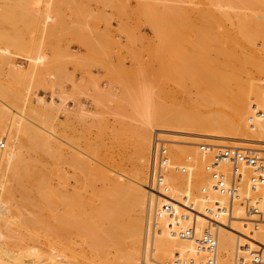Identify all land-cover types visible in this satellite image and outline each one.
<instances>
[{"label":"rangeland","instance_id":"obj_1","mask_svg":"<svg viewBox=\"0 0 264 264\" xmlns=\"http://www.w3.org/2000/svg\"><path fill=\"white\" fill-rule=\"evenodd\" d=\"M227 1L228 0H0V139L4 141V143H2L4 144V147L0 144V148H3L1 150L7 149L9 145L17 148L20 142L24 141L26 142L24 150H27V154L33 155V152L36 151L34 149L38 147V152H36L41 156H44L45 161L47 160L46 168L51 170V172L53 171L52 173L50 172V175H52L49 179V185L53 189H61L64 191L63 189L65 188L59 187H66L60 186L61 183L63 185L66 182V178L62 179V177L57 175L58 173L56 172V169L59 166H62V169L64 168L62 171H65V175L68 178V183L64 184L68 185V189L66 188L65 191H74L73 188L77 184V188L75 187L76 190L81 188L79 185L81 182L79 181L76 184L75 178L78 174L83 178L84 175H82V173L84 171L75 168L69 161V158L72 157L70 153L74 152V156H76L75 154L77 153V157L80 160L86 161V163L89 162L94 167H101L106 175L108 174L109 180H100L97 183V186H101L102 184V186L106 185L107 187L119 185L123 188H127L135 187L136 185V188L142 187L143 190H146V210L143 212L142 210H134L133 212L134 214L137 213V215L140 214L142 216L143 225L147 223L143 226V229L145 230L144 232L148 231L149 227L151 230L150 246L148 247L149 251L147 250V247L145 248L148 232L147 234L144 233L145 239L143 238V246H145L143 247L144 249L140 258V263L141 260L144 262L142 264H171V262L174 264L173 259L175 258H173V254L171 253V256L168 254V258L163 259L164 262L162 260L158 261V259L156 261L157 263L153 262L156 259H153L152 254V247L154 246L152 245L154 243L152 241L154 239L152 232L155 233V229L160 230V225L156 227V197H154V204L152 200L151 205V196L149 195L151 189L149 186L151 178V161L155 149L154 146L158 141L162 142L167 147L169 158H171V151L176 148L185 150L187 154L193 153L194 150L198 151L201 155L203 154L201 157L204 160L201 157L200 159L198 158L200 155H196L197 157L194 156V158H197L196 162L198 160V163L195 162L193 168L199 169H196L197 171L192 168L191 171L188 169L187 173H182L181 167H187L192 164L186 156H182L180 160L174 161L175 163L172 168L168 169V171L174 176L183 174L182 176L184 179L181 178V176L180 178L183 180L179 179L182 181L181 185L185 186L186 183V185L192 187L197 194L198 192H200L199 194L202 193L201 196L206 192L203 189L205 184L203 183L204 179L202 178L210 175V170L206 166H209L213 160L212 153L200 150L199 146L201 143H207L213 146H221L226 143V146H234L237 145L234 144L236 141H242L243 143L247 142V144H244L243 146L245 148H250L247 146L248 144L252 146L251 148L256 146L255 148L257 149L261 144L264 146V142L247 140L248 138H254L258 135H262L260 136V139L264 138V133L261 134L262 132H260V129V131H256L258 125L252 126L251 129V124L249 122L250 126L248 127L250 128V131L253 129L255 130L251 133H256V135L252 136L247 127L245 129L248 133L244 136L243 133H246V131H244V126L240 125L241 122L236 123L237 121H240L239 118L243 113L245 117L247 115L248 119L250 114H253V110L256 106H263L257 105L259 103L254 99L256 97H254V92L256 91H252L251 89L254 90V87L255 90L259 87L264 88V73L261 70L259 71L255 66H251V63H248L247 65V60H243V63L244 61L246 62L242 65L237 61L238 59L233 60V58H231L233 57L231 54L235 56V53H239V55L241 54L238 58L242 57L245 59L252 57V54H254L253 56H255V59L260 58V60L264 61V38L258 36V39L256 38L255 41H248L244 40L245 38L240 37L241 39L238 38L240 39L239 42L234 39L232 45L234 44L236 48L233 46L229 47L231 46V43L227 46L229 50L231 49L230 51H232L230 54L231 57L229 58V56H226L228 52H221V57L219 56L221 60L219 61V58L215 60L216 52L218 51L216 46H219L218 44L220 43H218V41L221 39L218 37L219 40L217 41V38L215 40L217 42H215V36H213L214 38H211V36L209 38L212 42L209 41V44L211 42L210 46L212 48H210V46L207 47L209 52L207 49H202L200 47L199 48L203 51L199 50L200 52H196L198 51L197 47V50L196 48L194 49L196 50L195 52L192 51L193 49L190 51L192 55L188 53L189 55L186 56L187 54L183 53L184 55H182L185 58H182L181 54H178L177 57H175L176 55L172 56L179 58L180 55V57L187 63V60H191V63L193 61V66H187L189 64L186 65V63H182V66L184 64L186 65H184L186 70L181 68L182 66H179L182 62L180 61V64L177 65L181 68L179 69L180 71L177 70L178 67L176 70L175 66L172 67L174 64H171L169 61L170 59H168L170 52L167 48L162 47L164 44H161V39H163V41L165 39V36H163L165 28L167 30L171 21L174 20V13H176L173 11L174 9H177V11L178 9L179 11H183L184 14L186 13L185 16L190 13V17L187 16L188 18H191L190 22L189 19H187L190 24L191 22H194L198 27V25L202 23L203 25L207 24V22H204H209L210 20L208 19L210 18L212 21H216L217 25L214 22L211 23V21L209 23L212 25L215 24L214 27L216 26V28L219 26L220 29H218V31L222 30L224 32L227 30L237 31L236 24H238L240 18L250 21L256 20L264 23V3H262L261 6L260 4H257L254 8V5L246 6V3L239 0L238 2L237 0H231L232 2ZM236 2L238 6L236 5ZM169 7H171V9ZM190 7H192V9ZM247 15H249V17ZM164 24L165 27H162ZM193 25L194 24H192V26ZM203 25H201V27ZM196 26H193L194 30L192 29L189 32L190 36H188V38L190 41L193 40L192 43L190 42L191 44H193V42L197 44L196 39L198 37H196L197 33L195 32V29H197L195 28ZM162 36L164 38H162ZM225 37H228V35ZM235 41L237 44H235ZM213 42L218 44L215 45ZM227 43L228 42H226V44ZM248 43H251V46ZM186 45L187 42L185 43V46ZM188 46L191 47L190 45ZM160 47L161 50L163 49L162 51H160ZM232 48L237 50L234 51ZM202 52H204V54ZM219 53L220 51L217 52V57ZM244 54L246 56H244ZM247 55L251 56L248 57ZM191 57H193V59ZM200 57L204 59V61ZM222 57L229 60V62L225 59L222 61ZM164 60L166 62H164ZM222 82L225 83L223 84ZM216 85L219 86V90H217L218 87ZM210 88L212 89V92ZM217 92H219V94ZM215 93L217 97L215 96ZM39 96L42 97L43 100L39 99ZM226 96L229 97V100L231 99L230 102ZM234 96H240V98H238L241 100L240 104L236 105L239 100L237 101V97L234 98ZM213 97H215V99L217 98V100ZM245 97H248V99L246 100ZM250 99L251 102L249 103V108V104L245 101ZM232 101H234V103ZM172 105L175 108L179 107V109L182 107L183 110L187 112L184 113L181 111L182 109L180 110V113H183L182 115H188L187 122H185L189 126H184L185 123H183V126L180 125L181 127H178L177 125L179 124L174 126L171 122L170 123L173 125L170 126H167L168 123L166 124L165 122H161L163 125L157 124L158 122H154L156 124L151 123V127L149 126L150 124L148 125L146 117L150 118L154 111L157 112L156 109L159 108L158 106L170 107L169 109L177 112ZM232 106L235 109L237 108V110L234 109L233 111L231 109ZM154 108L155 110L153 111ZM156 112H154V114H156ZM237 112H241V114L238 113L236 115ZM190 113V117L193 114L194 116L197 114L196 119L197 117L201 118L199 120H210V117L214 118V116H217L218 119L215 117L214 120H216L218 125L219 118L223 119L226 117L225 119H227V117L229 118L228 115H230V118H232L227 120L230 124L223 122L225 119L223 121L220 119L223 124L221 122L219 125L220 127H224L223 129L228 134L226 133L227 135H225V131H221L222 128L219 130L223 135L215 134L216 129L218 128L215 127V125H217L216 122H211L213 121L212 119L211 121H208L209 123L206 122V120L204 122L202 121L203 123L193 120L194 122H199L197 123L199 125L194 124V122L193 124L188 122L190 121ZM13 116H17L25 124L30 126L29 128L27 126V129L29 132H33L34 135H31V133L25 130L26 128L23 129V131H17L13 127L11 129L10 122ZM207 117H209V119ZM231 120L236 121H232L231 124ZM241 120H243V117ZM261 121L262 124L260 123L259 127L264 131V121ZM233 122L238 124L236 126L239 127V130L238 128L234 129L236 126ZM258 122H260V120ZM164 123L166 126H164ZM206 123L210 125V128ZM247 123L248 122L246 121V124ZM201 124L205 125L202 126ZM254 124L252 123V125ZM229 125H232L234 131H240L242 136H240L238 131L236 132L238 135H236V133L234 134L233 131V135L229 136L231 134L230 131L232 130V127ZM143 126L145 127V130H143L144 128H141ZM206 126H208V128ZM225 126H227V129L229 126L231 130L229 131L228 129V132L227 129H225ZM211 127H215L216 129L214 130V128ZM13 129L14 131L16 130L15 133L12 131ZM30 129L32 131H30ZM208 129L211 131L209 130L206 133ZM37 130L44 133L45 136L42 135L43 138L42 136H37ZM21 132H23V134H21ZM248 134L252 137H247L246 139ZM30 135L35 137L33 141L38 144L35 145L29 142L28 138H30ZM243 136L244 140L246 139L245 141L242 139ZM234 137H240L241 139L238 140V138ZM150 140L152 141L153 146L151 147L152 149L149 157H147L146 155L148 154L145 150L147 144L144 146V143L150 142ZM220 140L225 142L221 143ZM27 143H30V145ZM254 143H258L259 146L252 145ZM90 144L92 145L89 146ZM31 145H35L34 148L31 147ZM170 145L172 148H170ZM58 146H60V149ZM261 147L262 146H260L259 149L264 148ZM58 149L60 151L63 150L61 151L62 153ZM191 149H193V151ZM40 152H42V154ZM78 155H80V157ZM201 159L202 161H200ZM171 162H173V160H171ZM4 163L0 165V197L4 200H9L8 205H11L10 207L13 212L16 211V213H18V211H22L21 213L24 218L33 219L35 216L37 218L43 214L47 217L48 221L52 217L55 221L51 218L49 222L55 224L56 219L53 217V214L48 213L45 210L42 213L43 210L40 211L41 209L34 204L28 205L27 207L22 206L24 209L23 211L21 206H19L22 201L21 195L15 190V184L12 185L13 181H11L12 179L9 177V173L11 174V171L9 170L10 168H7ZM59 169L61 170V168H58L57 171ZM80 169L82 168L80 167ZM62 173L59 175L64 176ZM199 173L205 176L201 177ZM188 174H190V178ZM197 174L200 179L197 178ZM76 179L80 178L78 177ZM206 179L207 177L205 180ZM99 183H101V185ZM5 186H8V188H5ZM147 188L149 191H147ZM4 189L8 192H11L12 190L15 191L14 193L11 192V195L7 191H4ZM8 189H11V191ZM89 192L90 189L88 188L85 189V191H82L83 194L86 193V196H91ZM207 192L209 193V189H207ZM254 193L250 192L243 196L254 198L258 195L257 193L254 195ZM93 197V201L95 200L93 203L96 202L94 205H99L101 199L98 201L95 196ZM242 199H239L238 202H242ZM150 206L154 207L149 213ZM176 212L182 214V211L180 212L179 210H176ZM33 213L36 215L34 216ZM29 215L30 217H28ZM18 220L19 219L16 218L12 219V228L11 224H9L8 227L2 223L1 228L4 232V238H1L2 242L9 237L5 241L8 240L7 242H10L11 240L12 242L10 243L13 244V238L15 237L14 239L16 243L20 244V242H22L21 244H23L24 241V244L28 247L31 248L35 246L34 248H38V250L41 248L40 252H45V254L47 251H49L47 253L51 254V249L52 253L56 252L57 246L55 248L54 243L50 242L53 236L51 237L52 234L50 235L49 232L47 233L45 228H38L37 231L35 230L36 235L33 236L31 231L33 232L34 230L25 227L26 230L21 228L22 226L19 227ZM215 228L214 225L212 230L216 234ZM93 230L95 231L97 229L93 228ZM263 230V227L259 226L255 232H263ZM17 231L21 233L17 235ZM26 231L28 232L26 233ZM205 231L206 230L202 229L201 234ZM96 232L97 231H95V233L93 232L92 236L99 235L100 231L97 234ZM101 232H104L103 229H101ZM14 234H16L17 237L21 236V239H23L25 235L24 238L26 239L20 241V238H17ZM234 234L236 240L237 233ZM30 235L35 238L33 239L34 242L30 241V239L33 238ZM263 235L264 234H262L258 240H260ZM160 237H162V234H160ZM95 238L97 237L90 238L91 241L89 240L90 245L92 243V248L88 243L85 244L86 242H83L82 238L81 240L74 235V241H76L74 246L69 243L68 245L73 246L75 250H81L80 253L84 251L83 253L86 254L87 257L90 255L88 258L89 260L86 259L87 257L85 255H81V260V256H76L79 257V259L76 258L77 262L80 261L81 263L83 262V264H114L118 257L122 255V252L123 254H131L133 258H135L134 255L136 254V258L138 259V253L141 248L140 230L133 233H126L123 240L117 244L110 238L103 242H101L103 239L95 241ZM227 238L225 241L228 240L229 244L226 242L225 247L227 248L225 250L222 249V253L220 252V260H223L222 262H225L226 264L231 262L234 264L236 252L234 251L235 253L232 258V241L230 242V238ZM92 239L94 242H92ZM18 240L20 242H18ZM38 241L40 242L38 243ZM102 243H106V245H104L105 247L103 246L104 248H102L105 251L100 250L98 247L97 250L94 248L96 244V246H98L103 245ZM161 243L162 242L158 240L157 244ZM171 247L173 248L174 246ZM13 248L15 251L19 250L18 246H13ZM68 250L70 249L68 248ZM174 250V256L180 254L179 249L177 253L176 247H174ZM94 252H97V254ZM100 254L104 256L102 257ZM239 256H244V254H240ZM83 258H85V260ZM187 258L189 257L187 256Z\"/></svg>","mask_w":264,"mask_h":264},{"label":"bare ground","instance_id":"obj_2","mask_svg":"<svg viewBox=\"0 0 264 264\" xmlns=\"http://www.w3.org/2000/svg\"><path fill=\"white\" fill-rule=\"evenodd\" d=\"M220 1V0H219ZM226 1V0H225ZM231 0H228L227 2H230ZM239 1H241V2H243V3H246V6L248 5V6H253L254 5V8H255V5H257V4H260V6H261V4L262 3H264V0H239ZM232 2V1H231ZM237 2H238V0H237ZM237 2H236V5L238 6V4H237ZM223 4V3H222ZM233 4L235 5V3L233 2ZM182 5V4H181ZM245 5V4H244ZM203 6V5H202ZM241 6V5H240ZM170 9H171V7H169ZM191 9H192V7H190ZM209 8V7H208ZM186 9V8H185ZM194 9V8H193ZM241 10H243V9H241ZM253 10V9H252ZM174 12H176V13H174V15H175V17H174V20H172L171 21V19L169 18V20L171 21V24H170V26H168V29L166 30V28H165V31H164V33H163V36H165V39H164V41H163V39H161L162 41V43L161 44H164V45H162V47H164V48H167V50L170 52V55L171 54H173V55H169V57H168V59H170L169 61L171 62V64H174L172 67H174L175 66V70L177 69V67H178V69L177 70H179V69H181V68H184V65L182 66V63H186V65L187 64H189V65H187V66H193L192 64H193V61H192V63L189 61V60H187L188 61V63L186 62V61H184V59H182L184 56V54L183 53H186L187 55L186 56H188L189 54H191V50L192 51H196L197 50V47H198V51H196V52H200L202 49H207V47L208 46H210L211 45V39L209 38V37H211V38H214L213 36H215V38H214V41L219 37L221 40V42L220 41H218L219 40V38L217 39V41H218V43H220V44H218V43H216L215 44V42H217V41H215V42H213L215 45H219V46H216L217 47V52H219L220 51V53L218 54V57H217V52H216V58H215V60L216 59H218L219 58V56L221 55V52H224V53H229V55H228V53H227V55L226 56H229V58L231 57V55L233 56V57H231V58H233V60H237L240 64H242V65H244V63L246 62V61H244V63H243V60H247V65H248V63H251L250 65L251 66H255L257 69H259V71L261 70V71H263V73H264V61H262V60H260V58H258V59H255V56H253L254 54H252V57H249V56H251V55H247L249 58L248 59H245V58H238V57H240V55H239V53L238 54H236L235 53V56L233 55V54H231V52L232 51H230L229 50V48L227 47L230 43H231V46H229V47H235L234 46V44L232 45V42H234L233 40L235 39L236 41H240V37H242V38H245L244 40H248V41H255V39L257 38L258 39V36H260V38L262 37V38H264V23L263 22H258V21H250V20H247V19H244V18H240L239 19V22H238V24H236V29H237V31L236 30H234V31H229V30H227V31H222V30H219L218 31V29H220L219 28V26L216 28V26L214 27V25L216 24L217 25V22L215 21H212L210 18L208 19V20H210L211 21V23H215V24H211V23H209L208 21H205L204 23H206L207 22V24H204L203 25V23L202 24H200V25H198V27L196 26V24L194 23V22H191V24L189 23L190 22V19L191 18H188L187 16H189L190 17V13L189 14H187L186 16H185V14H184V12L183 11H179V9H178V11H177V9H174L173 10ZM185 11V10H184ZM198 11V10H197ZM220 11V10H219ZM249 11V10H248ZM254 11V10H253ZM221 12V11H220ZM242 12H244V11H242ZM241 12V13H242ZM171 13V12H170ZM200 13V12H199ZM209 13V12H208ZM222 13H223V11H222ZM226 13V12H225ZM228 13V12H227ZM235 13V12H234ZM205 14V13H204ZM253 14V13H252ZM237 15H238V13H237ZM240 15V14H239ZM245 15V14H244ZM209 16V15H208ZM242 16V15H241ZM248 17H249V15H247ZM253 16V15H252ZM206 17V16H205ZM204 17V18H205ZM211 17H212V15H211ZM173 18V17H172ZM256 18V17H255ZM187 19H189V22L187 21ZM202 19V18H201ZM206 19V20H207ZM215 19V18H214ZM216 20V19H215ZM191 21H193V20H191ZM219 21V20H218ZM162 23V22H161ZM165 23V22H164ZM168 23H170V22H168ZM168 23H166V24H168ZM221 23H223V22H221ZM220 23V24H221ZM160 24V23H159ZM192 24H194L193 26H196L195 28H197V29H195V32L197 33H194V34H196V37H198L197 39H196V41H197V44L195 43V42H193V44H191L192 43V41H190V39L188 38V36H190L189 35V32L193 29L194 30V27L192 26ZM201 25H203L202 27H201ZM200 26V27H199ZM162 27H165V24H164V26H162ZM167 27V26H166ZM216 28V29H215ZM233 29V28H232ZM222 31V32H221ZM160 34V33H159ZM162 34V33H161ZM226 35H228V37H225ZM162 36V38H164ZM224 37V38H223ZM229 38H231V39H229ZM233 38V39H232ZM238 38H240V39H238ZM210 39V40H209ZM229 39V40H228ZM223 40V41H222ZM228 40V41H227ZM231 40V41H230ZM209 41H211L210 42V44H209ZM228 42L227 44H226V42ZM230 41V42H229ZM235 41V42H236ZM164 42V43H163ZM187 42V45L185 46V43ZM191 42V43H190ZM196 45H195V44ZM212 43V44H213ZM235 44H237V42L235 43ZM250 46H251V43H248ZM254 44V43H253ZM188 45H190L191 47H189ZM238 46H239V44H238ZM158 47V46H157ZM202 48V49H200V48ZM218 47H219V49H218ZM256 47V46H255ZM263 47V46H262ZM196 48V50H194ZM210 48H212L211 46H210ZM236 48V47H235ZM235 48H232V50H234V51H236L235 50ZM242 48V47H241ZM252 48V47H251ZM250 49V48H249ZM163 50V49H162ZM161 50V47H160V51H162ZM200 50V51H199ZM208 50V49H207ZM206 50V51H207ZM246 50V49H245ZM259 50V49H258ZM203 51V50H202ZM239 51H240V49H239ZM208 52H209V50H208ZM253 52V51H252ZM258 52V51H257ZM189 53V54H188ZM203 54H204V52H202ZM201 53V54H202ZM259 53V52H258ZM178 54H181V57H180V55H179V58H175V57H177L178 56ZM183 54V55H182ZM200 54V55H201ZM231 54V55H230ZM174 55H176L175 57H172V56H174ZM192 55V54H191ZM194 55V54H193ZM196 55V54H195ZM209 55H211V54H209ZM238 55V56H237ZM243 55V54H242ZM256 55H258V54H256ZM197 56V55H196ZM244 56H246L245 54H244ZM172 57V58H171ZM207 57V56H206ZM221 57V56H220ZM235 57V58H234ZM167 58V57H166ZM185 58V57H184ZM192 59H193V57H191ZM201 58V57H200ZM200 58H199V60H200ZM205 58V57H204ZM209 58V57H208ZM188 59H189V57H188ZM202 59V58H201ZM222 61H224V59L225 58H223L222 57ZM163 60V59H162ZM203 61H204V59H202ZM207 60V59H206ZM210 60V59H209ZM219 61L221 60L220 58L218 59ZM217 60V61H218ZM226 60V59H225ZM242 62H241V61ZM251 60V61H250ZM180 61H182L181 62V64L179 63ZM221 61V62H222ZM227 62H229V60H226ZM249 61V62H248ZM164 62H166L165 60H164ZM194 62H195V60H194ZM168 63V62H167ZM178 64H180L179 66L181 67H179V66H177ZM185 65V66H186ZM169 66H170V64H169ZM168 68V67H167ZM174 69V68H173ZM185 69V68H184ZM145 70V69H144ZM174 70V71H175ZM186 70V69H185ZM180 71V70H179ZM178 71V72H179ZM183 71V70H182ZM176 72V71H175ZM174 74H176V73H174ZM166 75H167V73H166ZM170 75V74H169ZM168 75V76H169ZM177 75V74H176ZM171 76V75H170ZM173 77V76H172ZM138 83V82H137ZM223 84L225 83V82H222ZM252 84H253V81H252ZM255 84V83H254ZM215 85V84H214ZM217 86V85H216ZM251 86H253V85H251ZM255 86V85H254ZM256 86H260V85H256ZM218 87V89L217 90H219V86H217ZM212 88V87H211ZM210 88V89H211ZM257 88V87H256ZM138 89H139V87H138ZM216 89V88H215ZM262 89V90H261ZM214 90V89H213ZM252 91H256V92H254L255 94H254V99H256V101L259 103V104H257V105H263L264 104V88L262 87H259L258 89H256L255 90V87H254V90L253 89H251ZM139 91V90H138ZM208 92V91H207ZM211 92H212V89H211ZM215 92H216V90H215ZM205 93V92H204ZM218 94H219V92H217ZM127 94V93H126ZM203 95V94H202ZM214 95V94H213ZM215 96H216V93H215ZM40 97V96H39ZM208 97V96H207ZM217 97V96H216ZM223 97V96H222ZM228 96H226V98H227ZM237 97V96H236ZM235 96H234V98H236ZM243 97V96H242ZM214 99H215V97H213ZM238 98H240V96L239 97H237L236 99H237V101L239 100ZM244 98V97H243ZM242 98V99H243ZM246 98V97H245ZM39 99H42L43 100V98L42 97H40ZM225 99V98H224ZM248 99V97L246 98V100ZM130 100V99H129ZM132 100V99H131ZM215 100H217V98L215 99ZM221 100V99H220ZM228 100H229V97H228ZM263 100V101H262ZM223 101V100H222ZM231 101V99L229 100V102ZM235 101V100H234ZM234 101H232L233 103H234ZM240 101L241 100H239L238 102H237V104L236 105H238V104H240ZM242 101H244V100H242ZM249 101V102H248ZM248 101H245V102H247L248 104L251 102V99L250 100H248ZM162 102V101H161ZM225 102V101H224ZM228 102V103H229ZM211 103H213V102H211ZM227 103V102H226ZM155 104V103H154ZM158 104V103H157ZM161 104V103H160ZM230 104V103H229ZM241 104H242V102H241ZM244 104H246V103H244ZM135 106V105H134ZM173 106V105H172ZM199 106V105H198ZM240 106V105H239ZM242 106V105H241ZM250 106V104L248 105V107ZM137 107V106H136ZM156 107V106H155ZM159 107V108H158ZM158 107H156V108H158V109H156L157 110V112L156 111H154L155 110V108L153 109V111L154 112H156V114H154V112H153V115L150 117V118H147L146 117V119L148 120V125L151 127V123L152 124H156L157 122V124H161V122L163 123V122H165L166 124L168 123V125L167 126H170V125H173L174 124V126L175 125H177V124H179V125H177L178 127H181V126H183L184 124L183 123H185V125L184 126H189L188 124H186V122H187V116L188 115H186V116H184V115H182L180 112L181 111H183L184 113L186 112V111H184L183 110V108L181 107V109H179V107H177V108H175L174 106V108H175V110L177 111V112H175L174 110H171V109H169L170 107H164V106H158ZM212 107V106H211ZM214 107V106H213ZM223 107V106H222ZM172 108V107H171ZM173 108V109H174ZM210 108V107H209ZM215 108V107H214ZM225 108V107H224ZM250 108V107H249ZM187 109V108H186ZM227 109V108H226ZM233 111H234V109L235 108H233V106H232V108H231ZM136 110V109H135ZM149 110V109H148ZM181 110V111H180ZM220 110V109H219ZM235 110H237V108L235 109ZM3 111V110H2ZM151 111V110H150ZM214 111V110H213ZM232 111V112H233ZM239 111V110H238ZM243 111V110H242ZM241 111V112H242ZM132 112V111H131ZM230 112V111H229ZM241 112H237L236 113V115L239 113V114H241ZM253 112H254V110H253ZM5 113V112H4ZM147 113V112H146ZM187 113V112H186ZM243 113V112H242ZM250 113V112H249ZM149 114V113H148ZM147 114V115H148ZM223 114V113H222ZM229 114H231V113H229ZM246 114V113H245ZM150 115V114H149ZM190 115H191V113L189 114V117H190ZM214 115V114H213ZM138 116V115H137ZM196 116H197V114H195V116H194V114L190 117V121H188V122H190V123H192L193 124V120H197V121H199L200 123H203L205 120H206V122H208V121H211V119L213 120V121H211V122H216V120H214L215 119V117H216V119H218V117L217 116H214V118L213 117H210V120H207V119H202V120H199V119H201V118H198L197 117V119H196ZM208 116V115H207ZM210 116H212V115H210ZM225 116V115H224ZM229 116V118H230V115H228ZM240 116V115H239ZM250 116H251V114H250ZM250 116L248 117V119H247V115H246V117L244 116V113L240 116V121H237L236 123H238V122H241L240 123V125H243L244 126V131H246V129L245 128H247L248 126H250V124H251V129H252V126H257V130L256 131H260V132H262L261 134H263L264 133V131L262 130V128H260L259 127V124L262 122L261 120H260V122H258V121H256V122H254L253 124L254 125H252V123L249 121V118H250ZM133 117V116H132ZM194 117V118H193ZM243 117V120H241V118ZM137 118V117H136ZM191 118H193V119H191ZM208 119H209V117H207ZM226 117H224L223 119H221V118H219V125H220V123L225 119ZM229 118L227 117V119H225L223 122H225V123H228L227 122V120H229ZM232 118V117H231ZM230 118V119H231ZM237 118V117H236ZM4 119V118H3ZM220 119L222 120V121H220ZM140 120V119H139ZM189 120V119H188ZM192 120V121H191ZM245 120V121H244ZM121 121V120H120ZM167 121V122H166ZM186 121V122H185ZM194 122V124H197V123H199V122ZM203 121V122H202ZM232 121H236V120H231V124H232ZM243 121V122H242ZM246 121L248 122L247 124H246ZM154 122H156V123H154ZM160 122V123H159ZM173 123V124H171V123ZM223 122H222V124H223ZM244 122H245V124H244ZM249 122H250V124H249ZM5 123H6V120H5ZM146 123V124H147ZM165 123H164V126H166L165 125ZM189 123V124H190ZM209 123V122H208ZM217 123V122H216ZM235 122H233V124L236 126V125H238V124H236ZM243 123V124H242ZM256 123H258V124H256ZM183 124V125H182ZM191 124V125H192ZM207 124V123H206ZM221 124V125H222ZM228 124H230V123H228ZM249 124V125H248ZM262 124V123H261ZM10 125H11V129H12V127L14 128V129H16L17 131H20V130H22L23 131V129H25V130H27L28 132H29V130L27 129V124H25L20 118H18L17 116H13L12 118H11V122H10ZM161 125H163V124H161ZM181 125V126H180ZM197 125H199V124H197ZM202 125V124H201ZM205 125V124H204ZM204 125H202V126H204ZM208 125V124H207ZM213 125V124H212ZM217 125H218V123H217ZM217 125H215V127L216 128H218V129H216L215 127H211V128H214V130L216 129V132H215V134H222L223 135V133H221L220 132V130H221V128H222V132H224L225 130L223 129L224 127H220L219 125L217 126ZM247 125V126H246ZM209 126V128H210V125H208ZM208 126H206L207 128H208ZM214 126V125H213ZM229 126H231L232 127V125H229ZM229 126H228V129H229V131L231 132V134L229 135V136H231V135H233L232 134V132L234 131L233 130V127L230 129L229 128ZM242 126V127H243ZM263 126H264V123H263ZM10 127V126H9ZM30 126H28V128H29ZM154 127V126H153ZM156 127V126H155ZM220 127V128H219ZM227 126H225V129H227L226 128ZM241 127V126H240ZM259 127V128H258ZM35 128V127H34ZM131 128V127H130ZM143 130H145V127L143 126V127H141ZM147 128V127H146ZM170 128V127H169ZM238 128V130H239V127L238 126H236V128H234V129H237ZM10 129V128H9ZM10 129V130H11ZM14 129L12 130L14 133H15V131H14ZM220 129V130H219ZM228 129H227V131H228ZM248 129H249V132H250V134H252L253 133V131H255L254 129L252 130V131H250V128L248 127ZM256 129V128H255ZM260 129V130H259ZM141 130V129H140ZM210 129H208L207 131H206V133L209 131ZM237 130V131H238ZM30 131H32L31 129H30ZM36 131V130H35ZM142 131V130H141ZM211 131V130H210ZM228 131V132H229ZM236 130L233 132L234 134L237 132ZM26 132V131H25ZM28 132H26V133H28ZM220 132V133H219ZM239 132V134L241 133L240 131H238ZM252 132V133H251ZM17 133V132H16ZM29 133H31V132H29ZM37 133L38 134H36L37 136H39V137H41L42 135L43 136H45L44 135V133H41L40 131H38L37 130ZM140 133V132H139ZM143 133V132H142ZM212 133V132H211ZM227 132L225 131V135H227L226 134ZM248 133V131H246V133H243L244 134V136H245V134H247ZM21 134H23V132H21ZM259 134V133H258ZM25 135V134H24ZM31 135H34L33 134V132L31 133ZM30 135V138H28L29 139V142L31 143V144H38V143H36V142H34L33 141V139L35 138L34 136H31ZM219 135V136H220ZM236 135H238L237 133H236ZM255 136L256 135V133L255 134H252V136ZM43 136H42V138H43ZM240 136H242L241 134H240ZM244 136L242 137V139H243V141H245L246 139H247V137H252L251 135H249L248 134V136H246V139L244 140ZM259 136V137H258ZM257 137L255 136L254 138H248L247 140H252V141H261V142H264V138L263 139H260V136H262V135H258ZM26 138V137H25ZM48 138V137H47ZM234 138H238V137H234ZM259 138V139H258ZM153 139V138H152ZM190 139H191V137H190ZM198 139V138H197ZM200 139V138H199ZM239 139H241L240 137L238 138V140ZM21 140V139H20ZM27 140V139H26ZM50 140V139H49ZM147 140V139H146ZM162 140V139H161ZM205 140H207V139H205ZM12 141V140H11ZM22 141V140H21ZM44 141V140H43ZM42 141V142H43ZM51 141V140H50ZM213 141V140H212ZM221 141V143H224L223 142V140H220ZM13 142V141H12ZM24 141H22V142H20V144H19V146L16 148H14L13 146H11V145H9V147L7 148V149H5V150H1V149H3V148H0V165H2L4 162V164H6L5 166L7 167V168H10L9 170L11 171V174L9 173V177L12 179L11 181H13V184L12 185H14V188H15V190H17L19 193H20V195H21V198H22V201H21V205L19 204V206H21V208H22V206L23 207H27L28 205H31V204H34L35 206H37V207H39L41 210L40 211H42V213L44 212V210L45 211H47L48 213H51V214H53V217L56 219V222H55V224L53 223V224H51L49 221H50V219L52 218H50L49 219V221L47 220V217L45 216V215H43V214H41L39 217H37L36 218V214L34 215V213H33V215L35 216V218H33V219H28V218H24L23 217V214L21 213V212H19L18 211V213H16V211L15 212H13L12 211V208L10 207L11 205H8V201L7 200H4L2 197H0V264H79V263H81L80 261H76L77 259L76 258H78L79 259V257L82 255V256H86V254H84L83 252L82 253H80V251L81 250H79V249H77V250H75V248L73 247L74 246V244H75V242L76 241H74L75 239H74V235L77 237V238H82L83 239V242H86L85 244H89L90 245V242H89V240L91 241V239L90 238H94V237H97V238H95L94 240L95 241H100V240H102L101 242H103L104 240L105 241H107L106 239H108V238H110L111 240H113V241H115L116 242V244L118 243V242H121L122 240H123V238H124V235L126 234V233H133V232H137L138 230H140L141 231V238H140V246H141V248H140V252L138 253V259L136 258V254L134 255L135 256V258H133V256L131 255V254H123V252H122V255L120 256V257H118V259H117V261L114 263V264H142V263H144V262H142V260H141V263H140V258H141V254H142V251H143V247L145 246H143V243H144V240H143V238L145 237L144 236V233H146L147 234V232H148V234H147V244H146V246H145V248L147 247V250H148V247L150 246V227L148 228V231H146V232H144L145 230L143 229V226H145V225H143V219H142V216L139 214V215H137V213L136 214H134L133 212H134V210H142V212L144 211V210H146L145 209V207H146V196H147V192H146V190H143L142 189V187L141 188H136V185H135V187H127V188H123V187H121V186H119V185H113V186H110V187H107L106 185H104V186H102L101 185V183H99L101 186H97V183L101 180H103V181H106L109 177H108V174L106 175V173L104 172V170H102V168L101 167H94L93 165H91L89 162H87L86 163V161H82V160H80L78 157H77V153L75 154L76 156H74V152H72V153H70L71 155H72V157L71 158H69L70 160V164L72 165V166H74L75 168H79V170L81 171V170H83L84 172L82 173V175H84L83 176V178H81L80 177V175L78 174V176L76 177V178H80V179H76L75 178V182H76V184L80 181L81 183H79V185L81 186V188L80 189H77L76 190V186L78 185H76L73 189H74V191H65V189L67 188V186L68 185H64L65 183L67 184L68 183V181H67V176L65 175V171H62V170H64V168L62 169V166H59V167H57V169L58 168H61V170L58 172L57 171V169H56V172L58 173L57 175L58 176H60V177H62V179H65L66 180V182L62 185V183H61V185L60 186H66V187H59V188H65V189H63L64 191H62L61 189H53L49 184V179H50V176L52 175H50V172H51V170H48L47 168H46V162H47V160L45 161V158H44V156H41L39 153H37L38 151H37V149H38V147L36 148V149H34V150H36V151H32L33 152V155L31 154H27L26 153V151L24 150V148H25V144H26V142H24ZM40 142V141H39ZM209 142V141H208ZM214 142V141H213ZM216 142V141H215ZM234 142H235V140H234ZM2 143H4V141L2 140V139H0V144H2ZM8 143V142H7ZM30 143H27V144H29L30 145ZM47 143V142H46ZM251 143H253V142H251ZM9 144H11V143H9ZM16 144V143H15ZM147 144V145H146ZM234 144H237V145H234V146H239V147H243L244 146V144L246 145L247 144V142H245V143H243L242 141H236V143H234ZM240 144V145H239ZM34 145V146H35ZM42 145V144H41ZM54 145H55V143H54ZM92 144H90L89 146H91ZM146 145V146H145ZM174 145H176V144H174ZM218 145V144H217ZM222 145H224V144H222ZM227 144L225 143V146H226ZM242 145V146H241ZM252 145H257V147L259 146L258 145V143L257 144H252ZM6 146V145H5ZM15 146V145H14ZM27 146V145H26ZM34 146H32L31 145V147H33L34 148ZM40 146V145H39ZM43 146V145H42ZM61 146V145H60ZM60 146H58V148L60 149ZM144 146L146 147V151H147V154L148 155H146L147 157H149V155H150V152H151V147L153 146L152 145V141L150 140V142H147V143H144ZM191 146V145H190ZM230 146V145H229ZM248 147H252L251 145H247ZM260 146H262L261 148H263L264 146L261 144ZM259 146V147H260ZM3 147H4V144H3ZM44 147H45V145H44ZM48 147H49V145H48ZM51 147V146H50ZM94 147V146H93ZM155 147V146H154ZM154 147H153V149H154ZM256 147V146H255ZM254 146H253V148H255ZM259 147H258V149H259ZM28 148H29V146H28ZM55 148H56V145H55ZM170 148H172L171 147V145H170ZM175 148V147H174ZM173 148V149H174ZM193 148V147H192ZM200 148V147H199ZM243 148H245V147H243ZM30 149V148H29ZM42 149V148H41ZM58 149V150H59ZM62 149V148H61ZM91 149H93V148H91ZM186 149V148H185ZM264 149V148H263ZM31 150V149H30ZM192 151H193V149H191ZM201 150V149H200ZM40 151V150H39ZM52 151V150H51ZM60 151V150H59ZM61 151H63V150H61ZM60 151V152H61ZM95 151V150H94ZM97 151V150H96ZM31 152V151H30ZM29 152V153H30ZM172 153L170 154L171 156V158H169V169L170 168H172V166L174 165V161H176V160H180L181 158H182V156H186V158H188L191 162H192V164H190V166H187L188 167V169H189V171H191L192 170V168L195 166V162H196V159L197 158H194V156L195 157H197L196 155H200L198 158L200 159V157L201 156H203V154L201 155L198 151H196V150H194V152L193 153H186V151L185 150H180V149H175V150H173V151H171ZM196 152H197V154H196ZM41 154H42V152H40ZM62 153V152H61ZM185 154V155H184ZM30 155V156H29ZM53 155V154H52ZM79 157H80V155H78ZM50 157V156H49ZM70 157V156H69ZM147 157H146V159H147ZM183 158H185V157H183ZM202 158V157H201ZM203 159V158H202ZM202 159L200 160V161H202ZM66 160V159H65ZM171 160H173V162H171ZM204 160V159H203ZM64 161V160H63ZM148 161V160H147ZM199 161V162H200ZM72 162V163H71ZM179 162V161H178ZM49 163V162H48ZM65 163H67V162H65ZM89 163V164H88ZM196 163H198V160H197V162ZM189 165V164H188ZM80 167L82 168V169H80ZM183 167H186V166H183ZM207 168H208V166H206ZM6 169V168H5ZM197 169V168H196ZM195 168H193V170H196ZM221 169L227 174V175H229V173H231V171H232V166H231V164H228V163H223L222 165H221ZM197 170H199V169H197ZM196 170V171H197ZM55 171V170H54ZM5 172V171H4ZM53 172V171H52ZM51 172V173H52ZM63 172V173H62ZM199 172V171H198ZM60 173H62V175H64V176H61V175H59ZM146 173H147V171H146ZM183 173V172H182ZM190 173V172H189ZM192 173V172H191ZM196 173V172H195ZM201 173V172H200ZM199 173V174H200ZM243 174H244V177H245V180L250 176V172L245 168V167H243ZM183 175V174H182ZM182 175H180V174H178V175H173L172 173H170L169 171H168V174H167V176H168V180H169V183H170V194L173 196V197H175V198H177V200H187V202L192 206V207H194V208H196L197 210H198V212L200 213V214H198V216H197V222H196V231H197V236H200V234L202 233V229L203 230H211L212 231V233L216 236V239H217V249H216V260H215V264H222L223 262V260L221 261L220 260V252L222 253L223 252V250H225L227 247H225L226 246V242H227V244H229V242H228V240L227 241H225L226 240V238L228 237V238H230L229 239V241L231 242L232 241V249H233V252H232V258H233V255H234V253L236 254V256H235V261H234V264H238L237 263V261H238V259H239V255L240 254H244V257H248V255L250 254V252H251V250L255 247V245L254 244H251V246L250 247H243L242 245H243V243L245 242V239L243 238V234H247L248 232H251L252 233V236L254 237V238H256L257 240H258V238H260L261 237V235L262 234H264L263 232H264V230H263V232H261V231H257V232H255V230H257V229H255V227H254V225L252 224V223H247L246 222V218H248V213H247V208H246V206L243 204V202H238V200L239 199H242V198H248V197H246V196H243V195H247V194H249L250 192L251 193H254V195L257 193L258 195H256L254 198H251V200H252V203L262 212V214H263V217H264V184L263 185H261L257 190H255V191H252L250 188H249V186L247 185V183H243L242 184V186L240 187V189H239V198H237V199H235L233 202L230 200V198L227 196V195H225V194H222V193H220V192H218V191H216L214 188H213V186H212V178H211V174L209 175V176H206L207 177V179L205 180V178H202V179H204L203 180V183L205 184V186H206V188H205V186H204V190L206 191L205 192V194L203 193V195L201 196V194H199L200 192H198V194L196 193V191L195 190H193L192 189V187H189V186H187L186 185V183H185V186H182L181 185V180H183L184 179V177L182 176ZM189 175V178H190V174H188ZM192 175V174H191ZM198 175V174H197ZM201 175V177H204L203 176V174H200ZM180 176H181V178H183V179H181L180 178ZM196 176V175H195ZM3 177V176H2ZM151 177V176H150ZM192 177H193V175H192ZM197 177V176H196ZM197 178H199L200 179V177H199V175H198V177ZM4 179V178H3ZM179 179H181V180H179ZM188 179V178H187ZM64 180V181H65ZM109 180V179H108ZM63 181V182H64ZM186 181V180H185ZM190 181V180H189ZM5 182V181H4ZM60 182H62V181H60ZM178 182H180V183H178ZM187 182V181H186ZM10 183V182H9ZM103 183V182H102ZM188 183V182H187ZM82 184V185H81ZM98 184V185H99ZM143 184V183H142ZM145 185V184H144ZM190 186H192V185H190ZM1 187V186H0ZM51 187V188H50ZM79 187V186H78ZM5 188H8V186L6 187L5 186ZM90 189V194H91V196L89 195V196H86V193L85 194H83L82 193V191H85V189ZM145 188H146V186H145ZM12 189V188H11ZM11 189H8V190H10L11 191ZM68 189V188H67ZM148 189V188H147ZM207 189H209V193L207 192ZM14 190V191H15ZM70 190V189H69ZM203 190V191H204ZM4 191H7V190H5L4 189ZM14 191L12 190L11 192L12 193H14ZM16 191V192H17ZM147 191H149V189L147 190ZM257 191V192H256ZM3 192V191H2ZM8 192V191H7ZM6 192V193H7ZM11 192H8L9 194H11L12 195V193ZM7 193V194H8ZM8 194V195H9ZM14 195V194H13ZM150 196H151V205H152V200H153V204H154V193L152 192V191H150V194H149ZM93 196H95L97 199H98V201H99V199H101L100 200V204L99 205H94L95 203H93L94 201H93V199H94V197ZM7 197V196H6ZM15 197V196H14ZM242 197V198H241ZM16 199V198H15ZM18 199V198H17ZM155 200H156V198H155ZM214 201H219L221 204H223L224 206H227L228 208H229V215L227 216V215H224V216H222V217H220L221 218V222H223V224H227V226H224L223 224H211L208 220H207V218L204 216V215H202L201 213L202 212H205V210H206V208H207V206H210ZM11 202V201H10ZM13 202V201H12ZM15 203V202H14ZM16 204H17V202H16ZM150 205V204H149ZM16 206V205H15ZM18 206V207H19ZM34 206V207H35ZM32 207H33V205H32ZM154 206H150V208H149V213H150V211H152V208H153ZM174 207H175V210H179L180 212L182 211V210H180V208H179V206L177 205V204H175L174 205ZM17 208V207H16ZM14 209V208H13ZM23 209V208H22ZM26 209V208H25ZM37 209V208H36ZM147 209H148V207H147ZM18 210V209H17ZM37 210H39V209H37ZM23 211H24V209H23ZM26 211V210H25ZM32 212V211H31ZM46 212V213H47ZM183 212V211H182ZM16 213V214H15ZM26 213V212H25ZM155 213H156V227L158 226V225H160V230H157V229H155V233H153L152 232V235H153V244L152 245H154L152 248H153V252H152V254H153V259H156L155 261H153V262H156L157 261V259H158V261L159 260H162L163 261V259H166V258H168V256L172 253L173 255V258L174 257H176V256H174V252H175V250H174V247H176L177 248V250H176V253L178 252V249H179V252H180V254H178V255H180V256H182L183 255V257H185V258H187V256L190 258L191 256H192V258H195V259H197V260H202V259H204L205 258V256L204 255H201L200 253H199V250H198V244H197V240H196V238H180V237H177V236H175V235H173L172 234V232H171V227H172V223L174 224V221L168 216V215H162V216H160L159 214H158V212H156L155 211ZM45 214V213H44ZM50 214V215H51ZM28 215V214H27ZM147 215V214H146ZM52 216V215H51ZM145 216V215H144ZM148 216H150V215H148ZM28 217H30V215L28 216ZM14 218H16V219H19L18 221V226L20 227V226H22L21 228H24V229H26V228H30V230L32 229V230H34L33 232L31 231V233L33 234V236L34 235H36V231H37V229L38 228H45V230H47V233L49 232V234L51 235V239L52 240H50V242H53L54 243V245H55V248H56V246H57V248H56V252H53L52 253V249H51V254H49V253H47V252H49V251H47L46 252V254H45V252L43 253V252H40L41 251V248L38 250V248L36 249V248H34L35 246H33V247H28L27 245H25L24 244V241H23V239L25 240L26 238H24L25 237V235H24V237H23V239H21L20 237L21 236H19V237H17V235H19L21 232H18L17 231V235L16 234H14V236L16 235V237L17 238H20V241L22 240L23 241V244H21L22 242H20L19 240H18V242H20V244L19 243H16L15 242V237L13 238V240H14V243L13 244H11L10 242H12L11 240H10V242H7V241H5L7 238H9V237H7L5 240H4V242H2V240H1V238L4 236L3 234H4V232L2 231V223L3 224H5L6 226H8L9 227V224H11V228H12V223L13 222H11L12 221V219H14ZM49 218V217H48ZM151 218V217H150ZM20 219H21V221H20ZM53 219V218H52ZM233 219V220H232ZM235 219V220H234ZM54 220V219H53ZM160 220V221H159ZM55 221V220H54ZM151 221V220H150ZM152 222V221H151ZM190 222H188V221H185V224L186 225H188ZM212 225V226H211ZM214 225H215V232H216V234L213 232V230H212V227L214 228ZM24 226V227H23ZM149 226V225H148ZM208 226H210V227H208ZM26 227V228H25ZM93 228L94 229H97V230H95V231H97L96 232V234L97 233H99V231H100V233H99V235L97 234V236L95 235H93L92 236V233L94 232L95 233V231L93 230ZM6 229V228H5ZM20 229V228H19ZM98 229H99V231H98ZM101 229H103V231L105 232V234H104V232H101ZM7 230H8V228H7ZM12 230V229H11ZM21 230V229H20ZM27 230V229H26ZM36 230V231H35ZM9 231V230H8ZM14 231V230H13ZM22 231V230H21ZM6 232V231H5ZM28 231H26V233H27ZM35 232V233H34ZM261 232V233H260ZM11 233V232H10ZM14 233V232H13ZM234 233H237V239L235 240V234ZM7 234V233H6ZM45 234H46V232H45ZM100 234H103V235H100ZM160 234H162V237H160ZM249 234V233H248ZM10 235V234H9ZM202 235V234H201ZM5 236H7V235H5ZM11 236V235H10ZM31 236V235H30ZM29 236V237H30ZM33 236H31V237H33ZM46 236V235H45ZM44 236V237H45ZM30 237V238H31ZM41 237V236H40ZM48 237V236H47ZM4 238V237H3ZM12 238V237H11ZM46 238V237H45ZM227 238V239H228ZM32 239V240H31ZM30 239V241H32V242H34L33 241V239H35L34 237L33 238H31ZM81 239V240H82ZM97 239V240H96ZM145 239V238H144ZM94 240L92 239V242H94ZM158 240L159 241H161L162 243L161 244H157V242H158ZM17 241V240H16ZM44 241V240H43ZM28 242V241H27ZM40 241H38V243H39ZM47 242V241H46ZM224 242H225V244H224ZM36 243V242H35ZM68 243L69 244H73V246H69L68 245ZM82 243V242H81ZM95 243H97V242H95ZM33 244V243H32ZM48 244H49V241H48ZM98 244V243H97ZM96 244V245H97ZM103 245H98V246H96L95 245V247L94 248H96V250H97V247L98 248H100V250H104V249H102V248H104L105 246L104 245H106V243L104 244V243H102ZM20 245V246H19ZM22 245V246H21ZM30 245V244H29ZM52 245V244H51ZM89 245H87V246H89ZM91 245H92V243H91ZM90 245V246H91ZM13 246L15 247H17L18 246V248H19V250L18 251H15L14 250V248H13ZM32 246V245H31ZM104 246V247H103ZM171 246H174L173 248L171 247ZM21 247V248H20ZM76 247V246H75ZM92 247V246H91ZM169 247H170V249H169ZM224 247V248H223ZM68 248L70 249V250H68ZM93 248V247H92ZM223 249V250H222ZM44 250H46V249H44ZM43 250V251H44ZM67 250H68V252H67ZM79 250V251H78ZM93 250V249H92ZM174 250V251H173ZM222 250V251H221ZM54 251H55V249H54ZM69 251H71V252H69ZM99 251V250H98ZM105 251V250H104ZM146 251V250H145ZM149 251V250H148ZM172 251V252H171ZM235 251V252H234ZM77 255H76V254ZM86 253V252H85ZM95 254H97V252H94ZM93 253V254H94ZM100 253V252H99ZM98 253V254H99ZM150 253V252H149ZM264 253V252H263ZM91 254V253H90ZM169 254V255H168ZM182 254V255H181ZM47 256V258H46V256ZM101 255V254H100ZM147 255L149 256V254L147 253ZM177 255V254H176ZM76 256H79V257H76ZM82 256H81V258H80V260L82 259ZM90 256V255H89ZM89 256L86 258L87 260H89L88 258H89ZM98 256V255H97ZM102 256V255H101ZM104 256V255H103ZM102 256V257H103ZM171 256V255H170ZM45 257V258H44ZM92 257V256H91ZM94 257V256H93ZM85 258H83L84 260H85ZM151 258V257H150ZM171 258V257H170ZM94 259V258H93ZM84 260H82V261H84ZM175 260V258L173 259V261ZM150 261V260H149ZM148 261V262H149ZM152 261V260H151ZM172 261V260H171ZM146 262V261H145ZM164 262V261H163ZM157 263V262H156ZM174 263V262H173ZM225 263V262H224ZM223 263V264H224ZM81 264H83V262L81 263ZM85 264V263H84ZM152 264V263H151ZM171 264H172V262H171ZM226 264V263H225ZM229 264H233L232 262L231 263H229Z\"/></svg>","mask_w":264,"mask_h":264},{"label":"built area","instance_id":"obj_3","mask_svg":"<svg viewBox=\"0 0 264 264\" xmlns=\"http://www.w3.org/2000/svg\"><path fill=\"white\" fill-rule=\"evenodd\" d=\"M258 120L264 121V104L256 106L250 117V122L254 123ZM3 147V144H2ZM200 149L210 152L213 160L209 164L212 178L213 188L227 195L233 202L239 198V189L243 183H247L252 191L257 190L264 184V149L243 148L239 146H213L207 143H201ZM223 163L231 164L232 171L227 175L222 169ZM243 167L249 172L250 176L245 180ZM169 156L167 147L160 141L155 145L152 161H151V178L150 189L155 194V209L160 216L168 215L173 221L171 232L180 238H196L198 250L205 258L197 260L195 258H185L180 255L175 257L174 264H215L217 239L211 230H206L202 235L197 236L196 222L197 216L200 214L198 210L192 207L187 200H177L170 194V183L168 180ZM181 171L187 173L188 167H181ZM243 204L247 208V223H252L255 229L262 226L264 229V217L262 212L252 203L251 198H243ZM177 204L182 209V214L176 212L174 205ZM229 208L219 201H214L207 206L204 215L211 224H223L221 218L229 215ZM185 221L190 222L188 225ZM227 226V224H223ZM249 233V234H248ZM243 234L245 242L243 247H255L251 250L248 257L240 256L238 264H264V235L260 240L252 236L251 232Z\"/></svg>","mask_w":264,"mask_h":264}]
</instances>
